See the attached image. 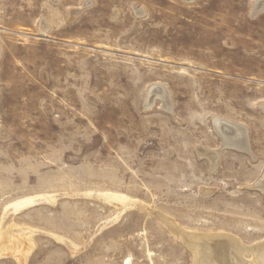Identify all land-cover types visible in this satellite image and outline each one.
<instances>
[{
	"label": "rangeland",
	"instance_id": "obj_1",
	"mask_svg": "<svg viewBox=\"0 0 264 264\" xmlns=\"http://www.w3.org/2000/svg\"><path fill=\"white\" fill-rule=\"evenodd\" d=\"M257 1L0 0V264H193L160 215L264 242Z\"/></svg>",
	"mask_w": 264,
	"mask_h": 264
},
{
	"label": "bare ground",
	"instance_id": "obj_2",
	"mask_svg": "<svg viewBox=\"0 0 264 264\" xmlns=\"http://www.w3.org/2000/svg\"><path fill=\"white\" fill-rule=\"evenodd\" d=\"M188 1H195V0H188ZM263 12H264V0H258L253 7V15L256 17L262 14ZM262 110L264 111V104L262 105ZM214 127L217 133L221 137L227 138V140L232 139V141L234 142L235 141L240 143L243 142L246 136L245 134L247 133V132L244 133L241 129L235 126L231 127L230 125L226 124V122L218 119L214 121ZM207 156L209 157V160L212 163L213 168H215L219 163L218 154L208 153ZM258 186L264 189V178L262 179V181L259 183ZM99 197L104 199L116 200L118 202H124V203L128 201V198L126 196L119 194L102 193L99 195ZM51 199L52 197L45 195H41L37 197L36 196L29 197L21 201H18L11 206L17 212L24 207L33 205L37 201L51 200ZM159 218L166 224V226L170 229V231L177 238H179L183 242V244L190 250L193 259V264H264V242H261L250 249V247H246L244 243L237 237L228 234L213 235V233H211V234L198 235L196 233L193 234L194 232L192 233L191 231H190L191 233H188L186 231H183V229L180 228V226L178 225V223H176L175 220H172L169 217L163 215H160ZM248 250L250 251L251 254L250 258L246 256V252ZM20 254L21 256L19 258V264H26L25 257L22 256L24 254V251L21 250Z\"/></svg>",
	"mask_w": 264,
	"mask_h": 264
}]
</instances>
